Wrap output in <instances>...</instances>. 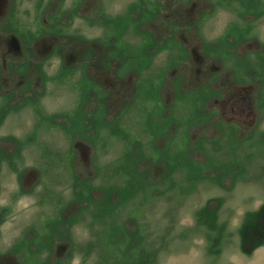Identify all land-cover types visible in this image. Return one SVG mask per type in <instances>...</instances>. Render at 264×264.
Returning a JSON list of instances; mask_svg holds the SVG:
<instances>
[{
  "label": "rangeland",
  "instance_id": "374dc122",
  "mask_svg": "<svg viewBox=\"0 0 264 264\" xmlns=\"http://www.w3.org/2000/svg\"><path fill=\"white\" fill-rule=\"evenodd\" d=\"M0 264H264V0H0Z\"/></svg>",
  "mask_w": 264,
  "mask_h": 264
}]
</instances>
